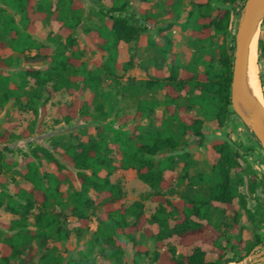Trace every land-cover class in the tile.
I'll list each match as a JSON object with an SVG mask.
<instances>
[{
  "label": "trees",
  "instance_id": "16d2710c",
  "mask_svg": "<svg viewBox=\"0 0 264 264\" xmlns=\"http://www.w3.org/2000/svg\"><path fill=\"white\" fill-rule=\"evenodd\" d=\"M138 1L147 4L154 0ZM164 1L171 7L169 17L177 18L182 4L174 3V0ZM216 1L234 3V0ZM94 2L99 6L97 13L105 18L94 28L83 27L84 38L89 51L105 58L95 59L94 68H88L75 37L83 16L80 0H0V49L8 47L17 55L35 51L46 61L43 68L29 66L10 75L3 70L14 67L16 62L10 56L0 55V112L8 102L14 101L20 108L36 114L40 105L43 113L42 97L65 89L77 100L58 108L64 122L73 120L77 113L90 119L93 116L91 108L104 117L110 114L112 94L111 91L99 92L102 80L116 81L119 70L127 71L132 66L131 59L124 63L117 60L118 45L120 42L137 41L141 34L157 24V16L145 9H140L137 14L131 10V0H110V6H106L103 0ZM193 6L194 9L188 10L181 22L183 30L190 28L191 45L195 51L191 61L183 65L172 52V41L164 34L165 29H158L161 42L157 50L162 56L171 58L167 74L158 67L153 77L147 80L128 79L118 92H128L137 97L133 123H121L119 117L117 127L112 128L111 121L104 126L112 128L110 141L120 154L119 168L135 170L137 178L152 190L153 200L157 202L155 211L148 218L140 201H134L128 207L115 205L122 198L123 191L119 183L111 182L109 178L117 166L108 156L105 137L99 135L86 142L77 139L62 141V162L41 145L31 146L21 154V161H15L11 149L5 144L28 137L32 130L27 128L19 134L5 130L0 132V144H4L0 149V208L18 217L8 223L0 222V264H8L24 251L27 254L18 264H94L89 253H82L79 260L63 263L62 257L54 255L52 250L45 252L38 261L32 260L36 253L33 242L62 240L69 235V229L61 223L59 214L51 206L63 204L66 193L60 186L72 181L79 183V188L69 194L71 213L79 223L75 233L79 236L87 229L90 210L100 207L97 228L90 241L100 250L109 247L119 256L121 251L117 243L131 245L133 263L137 264L143 255L148 254V249L137 240V234L144 232L155 239L152 259L156 264H229L241 261L233 245L220 244V228L212 221L215 209L212 203L227 207L237 196L241 205L245 204L244 195L237 193L231 185V171L234 170L236 176L242 169L237 154L227 141L215 139L210 142L219 159L209 174L193 176L190 185L206 184L205 194H184L177 200L163 195L171 186V178H166L164 173L173 170L180 160L184 162L185 174L192 165L187 153L178 152L185 144L186 135H193L199 145L204 141L201 131L203 119L193 117L187 111L196 107L198 115L216 120L220 125L227 114L233 113L229 106L234 48H227L224 44L211 47L213 33L227 29L231 9L217 7L212 15L213 6L209 2ZM49 20L59 24L57 33L49 34L47 43L36 41L33 37L36 24ZM258 44L261 57L264 43L260 40ZM159 90L164 92L160 127L143 128L140 122L149 119L158 102L140 95L145 91ZM85 92L90 93L89 97L78 99ZM106 103L108 111L104 110ZM161 154L164 156L156 158ZM41 161L53 165L55 171L41 169ZM17 166L20 169L15 168ZM101 170L106 172L105 175H100ZM17 175L30 186L24 188L14 184L13 193H9L6 186L9 182L14 183ZM238 182L242 179L238 178ZM250 188L253 189L254 185L251 184ZM147 223L156 226L157 232L145 227ZM172 237H176L178 245L183 247H192L197 242L209 246L214 260L207 261L206 253L200 247L192 248L190 254L177 255L174 245L166 246L163 242ZM261 243L256 239L248 251Z\"/></svg>",
  "mask_w": 264,
  "mask_h": 264
},
{
  "label": "rangeland",
  "instance_id": "374dc122",
  "mask_svg": "<svg viewBox=\"0 0 264 264\" xmlns=\"http://www.w3.org/2000/svg\"><path fill=\"white\" fill-rule=\"evenodd\" d=\"M80 1L83 4V16L81 24L75 31V37L82 60L88 68H94V60L104 59L105 57L97 52L89 51L85 43L83 27L94 28L102 24V19L105 17L97 13L99 6L94 0ZM103 2L106 6L111 5L110 0H103ZM176 2L182 4V9L177 18L171 19L169 17L171 7L166 5L164 0H154L147 4L138 0H131V10L138 14L140 9H145L155 14L157 16V24L146 33L141 34L137 41L119 43L117 60L120 63H124L131 59L132 66L127 71L119 70L116 81L109 79L102 80L99 92L111 91L112 94L110 100L113 105L108 116L104 117L97 114L91 108L90 111L93 116L90 119H85L82 113H77L73 120L67 123L64 122L58 112V108L77 100L74 95L68 93L65 89L55 92L52 96L48 97L44 95L42 97L41 104L44 105L43 113L40 105H38L36 114L32 110L20 108L14 101L8 102L0 112V132L8 130L19 134L27 128L32 130V133L28 137L9 141L5 144L11 149V155L14 160L21 161V154L23 152H27L33 145H41L51 150L62 162L60 159L62 153L60 143L62 141L77 139L86 142L91 138L101 135L107 139L108 156L117 166V169L112 172L109 178L111 182L119 183L123 191L122 198L115 205L128 207L134 201H140L143 203L144 214L149 218L157 207V202L153 200L152 190L137 178L135 170L119 168L120 154L110 141L113 134L112 128L117 127L120 123L119 117L122 119L121 123H133L137 101V97H132L128 92H118V89L122 85H125L128 79L147 80L153 77L158 67L162 69L164 74H167V69L171 65V58L167 55L162 56L157 50V45L161 42L158 36V29L160 28L165 29L164 34L172 41V52L180 59L181 63L186 65L191 61L195 51L191 45L190 28L183 30L181 22L185 18L186 12L194 9V4L209 2L213 6L211 10L212 15L215 14L217 7L231 9L227 29L220 33H213L211 47L215 48L218 45L224 44L227 48H234L235 34L245 0H234L233 4H221L216 0H174V3ZM58 28L59 24L54 20L43 23L38 22L33 37L38 42L47 43L46 37L49 34H56ZM258 33V42L261 40L264 43V18L260 24ZM259 50L258 44V75L264 101V54L259 57ZM0 55L5 57L10 56L16 62L14 67L3 70L4 73L10 75H14L17 71L24 70L29 66L43 68L46 65L44 57L35 54V51L17 55L12 53L10 48L6 47L0 49ZM89 95V92H85L78 96V99H87ZM140 97H151L158 102L154 113L149 119L140 122L143 128H147L148 126L160 127V118L163 116L164 92L162 90L151 93L145 91ZM99 100L102 101L103 98L100 97ZM108 109L106 103L104 110L108 111ZM229 109L233 111L231 105ZM187 113L193 117L203 119L201 131L204 135V141L199 145L193 135H186L185 144L180 147L181 150H178V152L187 153V158L191 161L192 165L188 168L187 174H185L183 171L184 162L180 160L175 164L173 170L164 173L166 178H171V186L163 192V195L170 200H177L184 194H205L206 184L194 183V186L190 185L193 181V176L198 173L209 174L212 167L218 161L219 154L212 149L210 142L215 139L227 141L232 151L237 154V160L242 169L236 176L234 170L231 171V185L236 189L237 193L244 195L245 204L244 206L241 205L237 196L233 198L230 206L227 207L217 202L212 203L215 208L212 221L217 223L220 228V244L222 246L233 245L235 248L234 252L242 260L251 252H259L261 248L258 246H264V151L257 138L234 111L227 114L221 125L216 120H208L198 115L196 107L187 111ZM110 121L112 122V128L104 127ZM3 147L4 144H0V149ZM162 156L164 154L156 158ZM41 164V169L55 171L53 165L44 161H41ZM15 168L20 169L19 166ZM105 173L104 170L100 171V175H105ZM238 178L242 179V182H238ZM14 184H18L24 188L30 186L29 183L17 175L15 176V182H9L6 186L9 193H13ZM251 184L254 185L253 189L250 188ZM78 188L79 183L77 181L63 183L60 186V189L66 193L63 204L51 206L53 211L59 214L61 223L69 229V235L62 240L50 239L42 242H33L36 253L32 260L38 261L45 252L52 250L54 255L62 257L63 263L69 260H79L82 253H89L91 262L94 264H134L131 245L122 246L121 243H117V247L121 251L119 256H117L114 250H110L109 247L100 250L90 244L93 233L97 228V216L101 213L100 207L96 206L90 210L91 215L87 229L79 236L75 233L79 223L71 213L69 194ZM247 211H250V214ZM17 217L4 208H0L1 223H8ZM145 227L151 229L153 233L157 232L156 226L152 224L147 223ZM3 233L5 234L6 232L4 231ZM256 239H260L263 243L255 245L248 251V247ZM137 240L148 249V254L143 255L137 264H156L152 259L153 252L156 249L155 239L144 232H140L137 234ZM163 242L166 246L169 244L174 245L179 256L190 254L194 247H200L205 251L206 260H210V257L214 255L211 253L210 247L201 242L195 243L192 247L178 245L176 237L169 238ZM26 254L27 252L24 251L20 257L10 260L8 264H18L19 260L25 257ZM234 263L231 262L229 264ZM82 264H86V262H82Z\"/></svg>",
  "mask_w": 264,
  "mask_h": 264
},
{
  "label": "water",
  "instance_id": "95a60500",
  "mask_svg": "<svg viewBox=\"0 0 264 264\" xmlns=\"http://www.w3.org/2000/svg\"><path fill=\"white\" fill-rule=\"evenodd\" d=\"M264 18V0H245L235 34L230 102L247 128L259 141L264 151V101L256 99L245 81L246 56L252 34L259 30ZM259 252H251L235 264H264V246Z\"/></svg>",
  "mask_w": 264,
  "mask_h": 264
},
{
  "label": "bare ground",
  "instance_id": "6f19581e",
  "mask_svg": "<svg viewBox=\"0 0 264 264\" xmlns=\"http://www.w3.org/2000/svg\"><path fill=\"white\" fill-rule=\"evenodd\" d=\"M259 30H256L251 38L250 45L246 56V65H245V81L250 93L263 103V94L261 90V84L258 75V33Z\"/></svg>",
  "mask_w": 264,
  "mask_h": 264
},
{
  "label": "crops",
  "instance_id": "0c3cea01",
  "mask_svg": "<svg viewBox=\"0 0 264 264\" xmlns=\"http://www.w3.org/2000/svg\"><path fill=\"white\" fill-rule=\"evenodd\" d=\"M211 253H212V252H211ZM212 254H213V253H212ZM205 259H206V256H205ZM213 260H214V255H213V257L211 256V257H210V260H207V261H213ZM233 263H234V262H233ZM235 263H236V262H235ZM235 263H234V264H235Z\"/></svg>",
  "mask_w": 264,
  "mask_h": 264
}]
</instances>
